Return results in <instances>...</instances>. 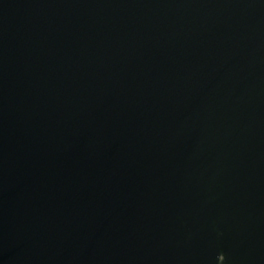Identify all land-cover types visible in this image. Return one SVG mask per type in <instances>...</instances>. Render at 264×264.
Returning a JSON list of instances; mask_svg holds the SVG:
<instances>
[{"label": "water", "instance_id": "water-1", "mask_svg": "<svg viewBox=\"0 0 264 264\" xmlns=\"http://www.w3.org/2000/svg\"><path fill=\"white\" fill-rule=\"evenodd\" d=\"M0 264H264V0H0Z\"/></svg>", "mask_w": 264, "mask_h": 264}, {"label": "clouds", "instance_id": "clouds-1", "mask_svg": "<svg viewBox=\"0 0 264 264\" xmlns=\"http://www.w3.org/2000/svg\"><path fill=\"white\" fill-rule=\"evenodd\" d=\"M222 257V259H224V257L223 256H221Z\"/></svg>", "mask_w": 264, "mask_h": 264}]
</instances>
